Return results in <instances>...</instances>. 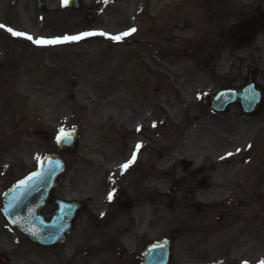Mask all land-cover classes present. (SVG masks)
Returning <instances> with one entry per match:
<instances>
[{
	"label": "rangeland",
	"instance_id": "1",
	"mask_svg": "<svg viewBox=\"0 0 264 264\" xmlns=\"http://www.w3.org/2000/svg\"><path fill=\"white\" fill-rule=\"evenodd\" d=\"M45 1L46 15L33 0H0V24L35 39L85 32L106 35L51 45L16 37L30 48L24 54L15 53L9 73L0 46V189L8 186L11 178L22 177L37 157L49 152L50 143L36 139L37 131H48L52 136L61 129L78 131L77 152L64 155L69 166L61 180L64 185L93 183L89 163L95 152L123 150L128 145L132 149L142 143L155 150V166L162 172L155 173V192L165 193L172 183V165L192 158L195 149L203 147V153H208L207 167L215 165V172L208 174L210 184L207 191L200 193L201 202H213L214 208H208L202 216L183 210L171 214L168 199L163 200V205L155 202V239L181 230L173 264L264 262L262 156L256 154L246 163L236 161L252 138L257 134L264 137V128L259 122L243 121L229 129L207 126L203 129L207 137L201 141V135L195 134V139L192 129H177L166 122L174 118L178 91L181 98L195 100L193 94L188 96L176 89L190 70L186 59L176 56L188 45L199 48L214 39L217 20L204 10L207 0H84L87 7L101 10L98 20L88 26L83 24V13H62L63 20L57 25L54 20L61 15L55 12L63 8V0ZM259 1L236 0V11L245 14ZM132 28L137 31L119 41L110 38ZM0 31L8 33L2 28ZM32 46L41 47V52ZM239 56L264 57V36L254 46L241 48ZM130 130L142 134L134 136ZM128 147L126 150H130ZM77 159L80 165L74 170ZM65 192L71 195V189ZM78 193L87 195L88 191L82 188ZM5 232L0 220V250L13 257L11 264L79 262L74 255V237L64 246L65 253L15 257L10 250L15 238ZM94 260L104 264L106 259L95 256Z\"/></svg>",
	"mask_w": 264,
	"mask_h": 264
},
{
	"label": "flooded vegetation",
	"instance_id": "2",
	"mask_svg": "<svg viewBox=\"0 0 264 264\" xmlns=\"http://www.w3.org/2000/svg\"><path fill=\"white\" fill-rule=\"evenodd\" d=\"M221 3L224 1L221 0ZM234 6L235 2H231L218 16V43L212 44L216 46L215 53L188 57V63L194 71L187 73L183 81L180 80L177 90L184 91L188 96L190 91L196 95L197 91H207L209 82L216 87V92L238 88L249 75V64L254 63L256 81L264 92V58L249 57L247 62L242 60L240 66L239 56L233 54L237 52L235 49L238 44L244 41L235 39L230 31L231 26L226 23L227 13ZM250 12L249 20L259 19L256 24L257 35H264V6L251 7ZM220 50L226 54L218 55ZM231 51L232 54H229ZM177 95L178 99L175 98L173 106L174 126L192 129L195 139L196 134L201 135L199 140L205 141L207 135L203 129L207 126L233 128L243 121L259 122L261 128H264V102L257 117L243 116L236 106L229 107L224 115H213L207 102H187V99L181 98L179 91ZM126 147L120 151L94 153L95 158L89 163L92 184H61L50 196L51 200L74 201L83 205L73 232L76 237L73 250L78 264H96L95 256L104 257V264H139L141 253L149 243L155 241V172L158 173L161 169L155 167V151L152 148H139L133 152L126 150ZM203 152V147L195 149L192 158L180 160L172 166L174 181L167 195H163L172 201V209L183 210L189 215L206 213L210 203L201 202L200 193L204 191L200 189V182L205 181L209 185L210 179L206 166L207 156ZM134 153L136 158L133 162ZM162 159L160 155L159 160ZM125 164L130 165L126 170L122 167ZM74 165V170L79 168V159L74 161ZM177 174L180 176L175 178ZM82 188L88 191L87 195L78 193ZM69 189L71 195L65 192ZM183 191L186 192L185 197L182 196ZM112 192H115V196L109 201L108 196ZM56 211L57 207L49 203L43 210V215L49 219ZM14 232L17 233L15 230ZM24 242L36 252L62 254L66 251L63 248L45 250L28 241ZM13 251L20 255L28 250L21 246L13 248Z\"/></svg>",
	"mask_w": 264,
	"mask_h": 264
},
{
	"label": "water",
	"instance_id": "3",
	"mask_svg": "<svg viewBox=\"0 0 264 264\" xmlns=\"http://www.w3.org/2000/svg\"><path fill=\"white\" fill-rule=\"evenodd\" d=\"M38 5H40L43 8V1L37 0ZM81 8V3L78 0H73L70 3V9L72 10H79ZM93 18V15H92ZM91 20H89L87 23H90ZM237 30H243V31H252V27L250 24H244L242 26H238ZM219 99L215 101L216 104V110L217 112H221V105H223V99H226V104H237L239 105L243 112L246 114H255L258 111V107L261 103V93L259 92L258 88L254 85L253 81H249V83L242 89L237 91H226L219 95ZM257 99V101H256ZM252 100V101H251ZM67 139H61L58 141V149L62 151H70L73 152L76 149V140L77 137L74 133H68ZM39 137L44 138L45 140L48 139V134H42L39 135ZM65 170V165L63 163V160L59 157L51 156L47 157L44 161H42L39 169V173L32 177V179H28L22 183L17 184L4 198L5 199V205H6V215L8 218L11 219V216L13 213L14 215L21 217L24 212V208L28 205H30L32 202L36 201L37 199H31V196H26L25 193L38 190L40 194L44 192V188L42 185H48L49 189L48 192L54 189L55 185L57 184V180L61 174H63ZM47 192V193H48ZM46 193V194H47ZM17 195L15 198L14 196L10 195ZM45 199V197H44ZM19 213H22L19 215ZM67 216L65 213H59L57 215L58 219H54L52 223L49 225L44 226L46 228V232L48 233L47 236L39 235L38 233H35V231L32 235V241L35 243H38L40 245H47V246H56L59 243H61L63 240L67 238L70 231L72 230V224L74 222V217L68 218L69 221L62 222L61 220H65L63 217ZM12 220V219H11ZM13 225L21 228L23 231H26L25 229V222L23 220H17L15 222H12ZM67 224H70L69 231L66 233V229L68 227H65L66 229H63V231H60L58 229V233H54V235L49 234L53 233L54 229L59 226H67ZM49 235L54 237H49ZM171 247L169 243H155V251L154 253L148 254L146 258L147 264H170L171 261ZM4 262H6L5 259H2Z\"/></svg>",
	"mask_w": 264,
	"mask_h": 264
},
{
	"label": "snow or ice",
	"instance_id": "4",
	"mask_svg": "<svg viewBox=\"0 0 264 264\" xmlns=\"http://www.w3.org/2000/svg\"><path fill=\"white\" fill-rule=\"evenodd\" d=\"M63 3L66 5L68 3V0H63ZM0 28L6 30L8 33H10L11 36L13 37H17V38H23V39H27L29 41H31L34 44L37 45H51V44H63V43H71V42H78L80 40H83L85 38L88 37H92V36H104L106 35L105 33L102 32H85L82 33L80 35H76V36H63L60 38H55V39H35L34 37H32L31 35L19 32L14 30L11 27H6L5 25L0 24ZM137 30L135 28L130 29L129 32H125L122 34V36H111L110 38L116 41H119L120 39H122L123 36H128L132 33H135ZM61 135L57 137L58 141H60L61 139H67L68 136L65 133L64 129L60 130ZM140 147H142V145H137V149H139ZM251 147V146H249ZM232 153H229V156H231ZM135 153L133 155V162L135 161ZM37 159L39 160V157H37ZM223 159V157H222ZM130 165L129 164H125L122 167L126 170ZM29 179H32L31 177ZM115 196V192L109 193L108 199L109 201H111L113 199V197ZM261 264H264V262H261Z\"/></svg>",
	"mask_w": 264,
	"mask_h": 264
}]
</instances>
